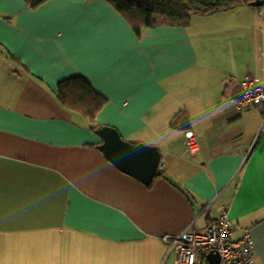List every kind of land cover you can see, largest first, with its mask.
Instances as JSON below:
<instances>
[{
	"label": "crops",
	"instance_id": "1",
	"mask_svg": "<svg viewBox=\"0 0 264 264\" xmlns=\"http://www.w3.org/2000/svg\"><path fill=\"white\" fill-rule=\"evenodd\" d=\"M157 21L137 32L106 0H0V264H176L164 236L223 206L264 264V103L233 96L264 87V5ZM73 77L105 98L94 122L60 102ZM97 125L158 146L160 174L118 169Z\"/></svg>",
	"mask_w": 264,
	"mask_h": 264
},
{
	"label": "trees",
	"instance_id": "2",
	"mask_svg": "<svg viewBox=\"0 0 264 264\" xmlns=\"http://www.w3.org/2000/svg\"><path fill=\"white\" fill-rule=\"evenodd\" d=\"M47 0H28L38 6ZM128 18L137 32L142 27H152L159 18L174 24H187L193 15H208L213 12L248 4L254 0H106ZM58 97L68 109L95 121L105 98L83 77L64 80L59 85ZM95 129L99 125L94 126ZM160 173L158 172L157 176Z\"/></svg>",
	"mask_w": 264,
	"mask_h": 264
},
{
	"label": "built area",
	"instance_id": "3",
	"mask_svg": "<svg viewBox=\"0 0 264 264\" xmlns=\"http://www.w3.org/2000/svg\"><path fill=\"white\" fill-rule=\"evenodd\" d=\"M241 104L260 106L264 103V87L256 84L250 77L242 84ZM188 149L195 153L199 150V140L193 131L186 132ZM160 162L159 167H162ZM232 220L225 206L218 218L212 220L201 231L185 229L176 235L164 236L171 249L175 251L176 264H199L210 252L220 255L218 264H255L256 250L252 236L246 232L241 238L231 237Z\"/></svg>",
	"mask_w": 264,
	"mask_h": 264
},
{
	"label": "water",
	"instance_id": "4",
	"mask_svg": "<svg viewBox=\"0 0 264 264\" xmlns=\"http://www.w3.org/2000/svg\"><path fill=\"white\" fill-rule=\"evenodd\" d=\"M250 5H264V0H254ZM242 95V84L238 83L233 88V96L241 98ZM183 124L189 125L188 117ZM97 133L103 138V142L98 146L99 149L118 169L147 185L155 179L162 158L158 146L128 141L117 128L110 125L98 128ZM207 258L210 264H218L220 255L212 251Z\"/></svg>",
	"mask_w": 264,
	"mask_h": 264
}]
</instances>
